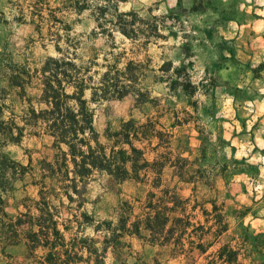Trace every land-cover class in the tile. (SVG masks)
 <instances>
[{"label": "rangeland", "instance_id": "obj_1", "mask_svg": "<svg viewBox=\"0 0 264 264\" xmlns=\"http://www.w3.org/2000/svg\"><path fill=\"white\" fill-rule=\"evenodd\" d=\"M105 1L0 0V264H228L222 245L237 253L231 264H264V52L245 25L247 13L264 16L263 0H113L137 13L135 40L105 21ZM65 30L82 56L113 49L139 61L143 96L91 106L103 142L137 120L134 144L150 163L137 180L90 175L72 200L47 178L52 139L27 130L15 143L9 131L23 87L38 86L27 74ZM210 197L228 222L217 237ZM150 203L180 223L146 229Z\"/></svg>", "mask_w": 264, "mask_h": 264}, {"label": "trees", "instance_id": "obj_2", "mask_svg": "<svg viewBox=\"0 0 264 264\" xmlns=\"http://www.w3.org/2000/svg\"><path fill=\"white\" fill-rule=\"evenodd\" d=\"M88 7L89 4H81L77 8L81 11ZM96 8L102 14L109 12L105 21L127 38L135 40L142 33L143 28L136 12L119 10L113 0H106ZM108 35L112 37L111 33ZM57 37L56 54L46 55L37 72L27 74V83L31 84L36 78L38 86L29 87L31 92L23 87L20 92L25 108L9 122L10 140L18 142L27 130L34 135L43 133L52 139L56 152L53 160L47 162V178L62 183L60 188L69 200L73 199L72 192L79 191L78 183L97 172L106 173L117 181L137 180L143 170L150 168L143 151L134 144L138 140V127L141 125L129 118L121 122L118 132L107 129L104 134L106 141L103 142L94 125L91 102L131 94L137 99L143 96L136 85L139 80V61L129 59L122 62L121 53H115L113 49L104 51L101 56L99 52H94L85 57L77 50L81 41L71 36L69 30L57 34ZM180 88L185 90L186 84L181 82ZM6 124L7 121L0 120V126ZM45 190L49 193L57 188L47 186ZM206 203L211 205L209 212L214 217L215 230L211 234L217 237L228 228L223 205L217 204V197L208 198ZM148 207L150 212L145 217L146 229L159 230L161 225L164 227L171 216L158 206H152V203ZM204 211L208 213L207 209ZM160 217L164 219L163 223ZM181 219L182 216L175 215L171 217V222L178 224ZM196 247L205 251L202 242H197ZM217 252L228 264L237 257L236 251L227 245H222Z\"/></svg>", "mask_w": 264, "mask_h": 264}, {"label": "crops", "instance_id": "obj_3", "mask_svg": "<svg viewBox=\"0 0 264 264\" xmlns=\"http://www.w3.org/2000/svg\"><path fill=\"white\" fill-rule=\"evenodd\" d=\"M264 4V0L262 2ZM248 23L245 24L247 26H251L252 29L257 31V36L261 41L259 48H257V52H264V16L254 17L252 14L247 13L245 14Z\"/></svg>", "mask_w": 264, "mask_h": 264}]
</instances>
